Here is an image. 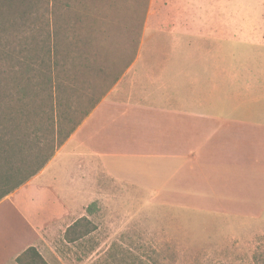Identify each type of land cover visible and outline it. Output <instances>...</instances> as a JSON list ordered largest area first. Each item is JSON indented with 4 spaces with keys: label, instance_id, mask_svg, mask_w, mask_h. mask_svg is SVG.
Here are the masks:
<instances>
[{
    "label": "crops",
    "instance_id": "obj_1",
    "mask_svg": "<svg viewBox=\"0 0 264 264\" xmlns=\"http://www.w3.org/2000/svg\"><path fill=\"white\" fill-rule=\"evenodd\" d=\"M222 1L149 0L141 37L242 35L230 29L231 16L217 29L215 16L201 13ZM214 69L131 62L46 166L0 200V264H19L30 248L55 264L59 243L71 244L66 231L89 219L87 208L110 187L111 198H175L183 213H261L264 119L231 108L233 99L215 91Z\"/></svg>",
    "mask_w": 264,
    "mask_h": 264
},
{
    "label": "rangeland",
    "instance_id": "obj_2",
    "mask_svg": "<svg viewBox=\"0 0 264 264\" xmlns=\"http://www.w3.org/2000/svg\"><path fill=\"white\" fill-rule=\"evenodd\" d=\"M224 1L201 13L214 15L217 29L221 17L231 16L230 29L242 35L145 39L141 28L149 0H50L44 15L68 20L70 36L87 37L80 45L92 36L95 46L87 65L76 46L61 61L70 86L63 95V131L81 121L138 58L174 67L210 63L216 93L229 95L234 110L264 119V0ZM2 64V71L10 69ZM262 162L257 160L255 185L264 189ZM110 195L111 187L104 189L89 223H81L88 225V235L59 243L55 264H264V207L261 213L211 214L187 207L191 212L183 213L175 198L154 197L152 191L142 199Z\"/></svg>",
    "mask_w": 264,
    "mask_h": 264
},
{
    "label": "trees",
    "instance_id": "obj_3",
    "mask_svg": "<svg viewBox=\"0 0 264 264\" xmlns=\"http://www.w3.org/2000/svg\"><path fill=\"white\" fill-rule=\"evenodd\" d=\"M49 1L0 0V65L10 68L0 69V200L40 172L81 122L72 123L67 131L62 129L63 95L70 86L61 61L66 63L69 47L76 46L87 65L95 46L92 36L83 45L80 42L87 37L70 36L68 20L46 17ZM42 12L44 16L38 18ZM83 114L84 118L88 113ZM23 155L29 160L19 159ZM95 206L91 204L87 213ZM81 223L89 221H76L66 231L67 241L75 242L90 233L88 225ZM17 262L47 264L34 248Z\"/></svg>",
    "mask_w": 264,
    "mask_h": 264
}]
</instances>
